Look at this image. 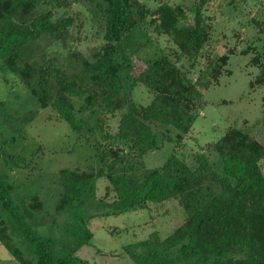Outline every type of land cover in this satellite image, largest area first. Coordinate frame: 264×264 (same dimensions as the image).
<instances>
[{
	"label": "trees",
	"instance_id": "obj_1",
	"mask_svg": "<svg viewBox=\"0 0 264 264\" xmlns=\"http://www.w3.org/2000/svg\"><path fill=\"white\" fill-rule=\"evenodd\" d=\"M210 1L158 2L150 10L140 0H0V74L16 76L36 104L21 117L0 101L3 132L11 120L28 124L49 108V119L94 135L95 147L90 162L56 175L55 213L66 218L55 237L38 235L29 223L43 210L38 195L17 204L14 185L0 174V245L18 264H91L77 253L90 244L92 219L170 199L183 210L182 224L165 239L153 233L126 246L131 264H264V141L246 128H228L206 146L219 157L217 169L204 152L193 156V169L173 157L153 169L142 161L173 138L183 144L202 90L225 72L229 56L212 58ZM90 22L101 42L84 52ZM249 22L264 33L261 18ZM149 29L173 47L140 57L138 38L148 43ZM241 53H250L249 64L258 68L250 88L264 86V46ZM137 84L152 94L147 106L132 99ZM117 114L113 130L109 121ZM101 178L105 191L98 197Z\"/></svg>",
	"mask_w": 264,
	"mask_h": 264
},
{
	"label": "rangeland",
	"instance_id": "obj_2",
	"mask_svg": "<svg viewBox=\"0 0 264 264\" xmlns=\"http://www.w3.org/2000/svg\"><path fill=\"white\" fill-rule=\"evenodd\" d=\"M140 1L153 10L158 2L189 4L193 0ZM205 13L214 18L212 58L229 56L225 72L219 76L217 83L202 90L201 106L183 144L177 145L173 138L164 142L159 150L144 155L142 161L147 169L160 167L171 157L193 169V156L202 152L214 166L219 157L207 151L206 146L215 143L230 127L246 128L252 137L264 141V123L261 121L264 117V86L250 88L258 68L249 64L250 53H241L252 44L264 46V33H258L249 22L255 16L264 21V0H236L233 3L211 0ZM97 29V25L90 22L84 33L87 40L81 45L84 52L100 44V37L95 35ZM147 34L148 43L142 36L138 38L143 44L140 57L158 55L162 50L168 51L173 47L167 38L157 36L151 29ZM230 49L236 52L229 54ZM57 50L65 56L60 48ZM134 62L140 63L139 60ZM200 65L203 66L202 60ZM132 99L138 105L147 106L152 94L144 85L137 84L133 88ZM0 101L5 103L8 112L21 117L36 108L28 91L10 73L0 74ZM50 113L49 108L42 110L28 124L11 120L4 132L0 127V174L7 175L8 182L14 185L13 201L17 204L34 193L43 202V210L33 213L29 223L38 235L44 237H55L57 226L63 225L66 218V214L57 216L55 213L60 195V189L55 185L58 171L82 166L90 162L95 154L94 135L78 134L66 122L49 119ZM119 115L109 121L113 130ZM43 147L45 150H40ZM214 168L217 169V166ZM105 182L104 178L97 180L98 197L104 195ZM183 218V210L175 199L149 203L138 211L96 217L88 224L92 232L90 244L82 247L77 254L91 264H131L123 252L126 246L148 239L153 233L161 240L165 239L182 224ZM15 245L21 248L18 240H15ZM0 264H18L2 245Z\"/></svg>",
	"mask_w": 264,
	"mask_h": 264
}]
</instances>
